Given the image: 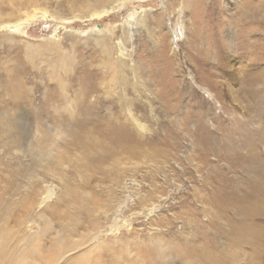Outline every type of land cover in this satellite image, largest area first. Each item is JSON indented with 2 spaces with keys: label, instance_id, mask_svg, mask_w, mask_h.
I'll use <instances>...</instances> for the list:
<instances>
[{
  "label": "rangeland",
  "instance_id": "obj_1",
  "mask_svg": "<svg viewBox=\"0 0 264 264\" xmlns=\"http://www.w3.org/2000/svg\"><path fill=\"white\" fill-rule=\"evenodd\" d=\"M99 1L0 0V115L29 121L0 123V264L87 236L91 263L264 264V0Z\"/></svg>",
  "mask_w": 264,
  "mask_h": 264
},
{
  "label": "bare ground",
  "instance_id": "obj_2",
  "mask_svg": "<svg viewBox=\"0 0 264 264\" xmlns=\"http://www.w3.org/2000/svg\"><path fill=\"white\" fill-rule=\"evenodd\" d=\"M102 5L103 6V10L101 12H98L96 13L95 15H100V17L106 15L108 12H110V8L111 6L113 5H108L107 3V0L106 2H102V1H99L97 2L96 4L94 3H89V8L90 9H93L95 8L96 6H100ZM251 7V6H250ZM255 8V7H254ZM251 9V8H250ZM253 9V8H252ZM184 10V9H183ZM248 12V11H247ZM252 12V11H251ZM255 10L252 12L255 16ZM250 13V12H248ZM261 13V12H260ZM247 14V13H246ZM251 14V13H250ZM249 14V15H250ZM261 16V15H260ZM3 17V16H2ZM101 17V18H102ZM253 17V16H252ZM0 18H1V15H0ZM99 18V17H98ZM252 20H255L252 19ZM247 21V20H246ZM248 22V21H247ZM2 27V26H1ZM110 31V30H109ZM6 39L8 41H10V37L8 36H5ZM95 42H97L98 44L100 45H103L102 42H103V37H100V38H97L95 40ZM259 51V49H258ZM121 52L124 54L123 57L125 59L127 53H125L124 50H121ZM264 53V52H263ZM102 54L104 55V59H103V64L107 66L108 68V72H112L114 74H117V76L115 75L113 77V85H118V82H119V73H118V70H117V62L115 60H113L112 58V54H111V51L109 50V48L107 47H102ZM249 59V58H248ZM72 63V59L70 58V56L66 53H61L60 57H59V60L52 63L49 68L51 70V76L54 78H56L57 80H60V71H64L65 73H68L70 71V65ZM124 63H125V60H124ZM134 68V67H133ZM260 72V71H259ZM253 80V79H252ZM63 81V80H62ZM248 81V80H246ZM264 81V80H263ZM254 83V82H253ZM250 84V83H249ZM256 84V83H255ZM258 85V84H257ZM253 86V85H252ZM259 86V85H258ZM247 87V86H246ZM257 87V86H256ZM252 88V87H250ZM249 88V89H250ZM248 90V89H247ZM251 90V89H250ZM248 92V91H247ZM250 94H252L250 92ZM120 97V96H119ZM248 99V98H247ZM42 108V107H41ZM40 108V109H41ZM16 107H11V108H7L6 111H3V113H1L0 115V118H1V121L0 123L1 124H5V123H12L13 121L16 122V123H25V122H29L27 121L26 117H23V118H16L15 116H13V111H15ZM47 108H44L43 110H41L42 112L46 113L47 112ZM128 112V111H127ZM43 113V114H44ZM131 113V112H130ZM22 115V114H21ZM133 115V114H132ZM128 117H129V114L126 115V119L128 120ZM110 118H113L110 117ZM130 119H133L134 121L137 122V119H134L132 117H129ZM252 118V117H251ZM257 119V118H256ZM118 119H115L114 121H117ZM260 120V119H259ZM253 121V120H252ZM254 122V121H253ZM129 124V122H127ZM141 126V125H140ZM90 141V144H94L93 141L91 139H88ZM116 141V140H115ZM125 141V140H124ZM77 144V143H76ZM112 144V143H110ZM110 144H107V145H103L101 150L103 151V153L105 151L109 152V154L111 155V153H114L115 150H117L118 148V144L116 143H113L112 145ZM82 148L85 150V151H89V148L90 147H87L85 144H82L81 145ZM80 146V147H81ZM124 147V146H123ZM251 147V146H250ZM91 149V148H90ZM127 149V148H125ZM249 149V148H248ZM253 149V148H252ZM124 150V149H122ZM254 150V149H253ZM128 151V149H127ZM126 152V151H125ZM249 153V152H248ZM48 198V195L46 197V199ZM1 204V203H0ZM6 213H7V210H6ZM246 215L248 216H251L252 215V212H247ZM247 219V217H246ZM253 226V224H250V226ZM64 229V228H63ZM256 232V230L252 227H249L248 225H246V228L243 229V230H239L238 229V232L236 233V235H252ZM96 234V233H95ZM97 237V236H96ZM16 238V237H15ZM14 238V235L11 234V233H6L4 232L3 230L0 231V254H3L5 256H8L10 257L14 251L18 248V244L19 242L21 241L19 238L20 241H16V239ZM72 237H62V238H58L56 241H55V245L57 246L56 248V252L55 254H57L58 257H55L51 260H48V259H45V262L46 264H99V263H91V258L92 256L94 255L93 254V248L90 247L86 250H80V248H83L82 245H85V243L89 242L90 239H94L92 236H87L86 237V240L85 241H82V243H78V241L80 240H77V242L75 241H71L70 242V239ZM75 239V238H74ZM69 241V243L67 242ZM96 241V239H95ZM31 242L32 241H28L27 243V246L25 248H22V249H19L17 252L19 253V261H17L16 263L14 264H41V262L43 261V256L41 254V250L39 249V247L35 248V249H32L30 247L31 245ZM98 242H100V240H98ZM96 242V243H98ZM118 243V242H117ZM116 244V243H115ZM249 244H252V245H257L255 242L253 241H249ZM101 245V244H100ZM104 245V244H103ZM118 245V244H117ZM106 246V245H105ZM86 247V246H85ZM96 248V247H94ZM100 248V247H99ZM107 248V247H106ZM66 249V250H65ZM43 250V249H42ZM79 250V252L76 253V251ZM59 252H62L61 255ZM156 252L157 253H162L160 249H156ZM76 253V254H75ZM117 253V252H115ZM163 254V253H162ZM123 256V255H121ZM125 256V255H124ZM117 258V257H116ZM119 258V257H118ZM123 258V257H122ZM115 259V258H114ZM120 259V258H119ZM164 261V260H163ZM44 262V261H43ZM42 262V264H43ZM188 263L190 261H187ZM164 264V263H163ZM165 264H168L167 261H165Z\"/></svg>",
  "mask_w": 264,
  "mask_h": 264
}]
</instances>
